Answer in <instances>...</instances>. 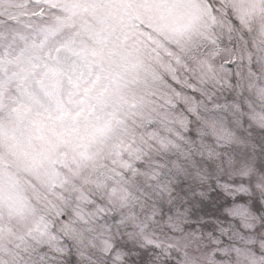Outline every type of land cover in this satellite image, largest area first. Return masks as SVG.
<instances>
[{
    "label": "snow or ice",
    "instance_id": "snow-or-ice-1",
    "mask_svg": "<svg viewBox=\"0 0 264 264\" xmlns=\"http://www.w3.org/2000/svg\"><path fill=\"white\" fill-rule=\"evenodd\" d=\"M0 264H264V0H0Z\"/></svg>",
    "mask_w": 264,
    "mask_h": 264
}]
</instances>
